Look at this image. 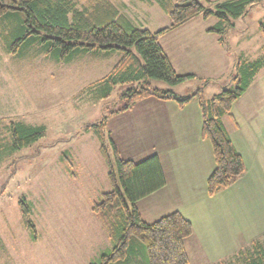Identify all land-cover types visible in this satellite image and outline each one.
<instances>
[{
    "label": "rangeland",
    "instance_id": "1",
    "mask_svg": "<svg viewBox=\"0 0 264 264\" xmlns=\"http://www.w3.org/2000/svg\"><path fill=\"white\" fill-rule=\"evenodd\" d=\"M74 1L79 7L86 4L84 0ZM111 1L136 28L157 31L171 22L154 0ZM219 1L224 0H212L208 5L214 8ZM197 18L177 35L175 40L183 42L179 48L176 42L170 43L169 53L177 72L194 74L176 90L189 95L202 87L205 95L212 96L225 85H233L238 58L256 60L263 56L260 24H264V0H257L246 15L231 18L233 26L214 14ZM220 25L228 27L224 34L226 45H216L218 33L193 36L202 27ZM19 26L17 15L0 18V137L6 139L3 144L10 139L5 131L11 120L43 126L45 134L22 148L0 150V264H90L113 247L101 220L91 210L92 202L111 190L112 185L100 140L95 133L86 132L85 126L106 117L107 142L110 143L109 134L122 158L141 161L159 154L164 164L171 158L176 168L189 153L193 160L203 159L213 171L211 141L202 137V124L199 128L193 123L181 126L174 107L164 108L155 101L139 100L133 108L114 113L127 102L121 94L137 85L131 81L118 83L105 95L108 86L103 79L121 59V51H82L62 62L33 43L13 54L9 42ZM208 41L211 48L200 51ZM151 82L156 87H172L160 79ZM255 109L261 112L262 106ZM190 111L197 119L196 110ZM224 120L236 137L242 128L246 132L250 129L247 120L241 123L242 128L230 116L225 115ZM250 123L252 131L258 132L254 122ZM195 146L202 148L197 159ZM109 152L117 169L111 145ZM244 155L250 168L247 175L237 177L212 197L207 192V182L200 183L199 176L193 178L195 185L187 186L195 189L184 200V210L195 229L187 246L189 264H245L246 250L264 239V166L258 165L260 160L252 150H246ZM200 164L199 171L204 170L205 165ZM20 198H25L31 207L36 238L24 224ZM180 203L175 199L166 201L160 194L141 205L154 215L173 211L172 204ZM141 256L136 254L134 264H143Z\"/></svg>",
    "mask_w": 264,
    "mask_h": 264
},
{
    "label": "trees",
    "instance_id": "2",
    "mask_svg": "<svg viewBox=\"0 0 264 264\" xmlns=\"http://www.w3.org/2000/svg\"><path fill=\"white\" fill-rule=\"evenodd\" d=\"M79 7L74 0H0V18L17 15L20 26L17 35L9 42V49L16 54L25 45L38 43L43 52L57 60L69 61L82 51L122 52L121 59L103 79L107 92L118 83L135 82L121 96L126 104L114 111L131 109L139 100L148 97L174 99L185 105L196 98L202 113V136L211 141L215 167L207 178L210 196L241 176L246 170L242 155L235 149L223 117L232 115V108L264 67V54L256 60L238 58L232 86L225 85L211 97H206L202 87L194 93L180 96L172 88L156 87L151 79H160L170 86L178 85L194 76L178 73L164 52L160 37L202 15L214 14L233 26L231 18L246 15L257 0H224L208 4L212 0H154L169 15L168 26L151 31L133 26L111 0H84ZM264 33V24H260ZM228 27H210L209 32L218 33V40L226 45L224 36ZM106 117L85 126L86 132L95 133L100 140V152L108 166L111 190L102 192L93 201L91 210L101 220L113 247L103 252L90 264H134L136 254H142L145 264H189L190 255L186 241L194 234V225L180 210L172 211L148 222L143 219L137 201L165 185V177L157 154L141 161L120 156L114 139L108 134ZM1 131V130H0ZM10 139L0 137V150H15L30 145L45 134V127L10 121L5 131ZM111 133V132H110ZM9 137V136H8ZM11 141V142H10ZM110 145L116 166L110 156ZM1 152V151H0ZM20 211L25 226L37 237L36 226L31 218V207L20 198ZM142 251V252H140ZM245 264H264V239L255 241L244 255ZM218 264H231L222 261Z\"/></svg>",
    "mask_w": 264,
    "mask_h": 264
},
{
    "label": "crops",
    "instance_id": "3",
    "mask_svg": "<svg viewBox=\"0 0 264 264\" xmlns=\"http://www.w3.org/2000/svg\"><path fill=\"white\" fill-rule=\"evenodd\" d=\"M199 19V18H194L192 20H190L189 22H187L186 24L177 27L175 29H172L170 31H168L167 33L163 34L160 37V42L161 45L163 47L164 52L168 55V57L170 58L172 64L174 65L175 69L176 65L172 59V55L169 53L171 51V41L174 43L176 42V48H179L183 42H177L175 39L177 37V35L179 33H181L183 30H185L194 20ZM210 27L206 26V27H202L201 31H197L194 32L193 36H198L200 37L201 35H205V36H212L213 33L209 32L208 29ZM198 41L199 44V38L196 39ZM216 40V45L219 44V40L218 37L215 39ZM211 42L208 41V43H204L203 46L199 49L200 51H207L211 48ZM169 50V51H168ZM234 68L236 69V65H234ZM190 73V72H188ZM193 74V73H190ZM179 85L176 86H172L171 88L180 96H186L185 94L179 93L177 92L176 88ZM163 88V87H162ZM205 95V94H204ZM206 97H211V96H207ZM248 97V98H247ZM196 99V98H194ZM192 99L190 102L186 103L185 105H180L176 100L174 99H164V98H159V97H148L145 98L144 101H148V102H152L155 101L153 103L158 104L163 106L164 108H173L174 110L178 113L177 117H179L180 119V125H184V124H188L192 126V123L195 124L196 126H198V128L201 126L202 124V120L200 118V114L201 113V108H200V104L199 102H197L196 100ZM246 99V100H245ZM245 100V107L242 108V105L244 103ZM256 106H262V111H258L255 109ZM190 109L196 110L197 113V119L196 117L191 113ZM183 112V113H180ZM227 116H230L232 118V120L235 122V124L237 125V127H241L242 128V122L247 120L248 124H249V128L248 131L246 132V130H244L243 128L240 130L241 134L238 133L237 137L235 135H232L229 131L232 143L235 147V149L242 155L244 162H245V155L246 154V150H252V152H255V158H257L256 160H260V167L262 168L264 166V158L263 160H261V156L264 153V143L261 145L260 141H264V67H262L258 73L255 75L253 81L251 82V84L249 85L248 89L245 91V93L235 101L233 108H232V115L231 114H227ZM224 125L226 126L224 117L222 118ZM254 122L253 126L258 127V132H254L252 131L253 129L250 127L251 123L250 122ZM178 124V125H179ZM202 127V126H201ZM227 128V126H226ZM228 130V129H227ZM236 131H239V128H236ZM202 135V134H201ZM203 137V136H202ZM205 139V138H204ZM199 144V143H196ZM201 146V144H199ZM195 151L194 152V156L197 159L198 155H200V152H202V148L201 147H194ZM212 151V150H211ZM213 153V151H212ZM160 164L162 166L163 169V173H164V177H165V185L163 187H161L160 189L156 190L155 192L139 199L137 201V206L139 208V211L143 217L144 220L146 221H152V220H156L159 217L166 215L172 211H166V213H155L154 215H151V213L149 212L148 208H144V206L141 205L142 202L146 201L147 199L154 197V196H159L160 194H163L165 196V200L166 201H171L172 199L175 200H180V206L176 205V204H172L173 206V211L175 210H180L187 218H189L191 221H193L191 219V217H189L188 212H186L184 210L185 204H184V200L186 198V195L188 192H190L191 190H195L194 188H188V185H195L193 178L196 176L200 177V183L207 182V178L210 175V173L212 172V167L210 165L205 164V162H203V159H200V157L197 160H193L190 156V154L188 153L187 157L182 159V162L180 164L179 167H175L174 163H172V159L170 158V162L167 164H164L163 160L161 157H159V154H157ZM200 162L205 165V168L203 170V168L199 171L198 168H200L202 165L200 164ZM246 165V162H245ZM179 169V170H178ZM195 169H197L200 173H197L195 171ZM189 171V172H188ZM248 171H250V168L247 167L246 165V170L244 171L245 173L241 176H239V179L241 177H243L244 175H247ZM172 195V197H171ZM178 195V197H177ZM212 197V196H211ZM159 214V215H158ZM163 214V215H162ZM155 216V217H153ZM102 223V222H101ZM194 224V223H193ZM103 227V224H102ZM195 235V229H194V234L189 237L186 241V246L188 245V241L190 239H192V237H194ZM188 249V248H187ZM189 252V251H188Z\"/></svg>",
    "mask_w": 264,
    "mask_h": 264
}]
</instances>
